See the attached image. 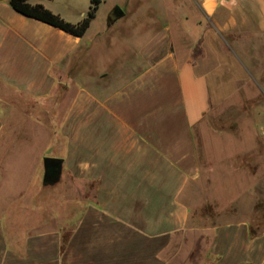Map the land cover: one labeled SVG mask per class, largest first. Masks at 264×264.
Segmentation results:
<instances>
[{
    "label": "crops",
    "instance_id": "1",
    "mask_svg": "<svg viewBox=\"0 0 264 264\" xmlns=\"http://www.w3.org/2000/svg\"><path fill=\"white\" fill-rule=\"evenodd\" d=\"M29 2L72 23L88 11L76 0ZM199 4L208 19L222 7L245 6L264 19V0ZM107 26L86 39L91 26L78 37L0 0V142L44 145L34 163L31 151L22 152L6 188L15 146L0 153L7 161L0 264H169L177 236L191 228L192 187L202 176L196 129L210 109L209 76L180 55L168 26L141 45V65L135 52L98 65L97 52L115 45L109 38L117 27ZM20 126L22 136L11 134ZM49 127L56 130L48 140L35 130L26 134ZM46 157L62 160L71 199L48 200L41 190L32 197L31 176L45 172ZM249 224L216 225L213 260L204 264H264V231L248 238Z\"/></svg>",
    "mask_w": 264,
    "mask_h": 264
},
{
    "label": "rangeland",
    "instance_id": "2",
    "mask_svg": "<svg viewBox=\"0 0 264 264\" xmlns=\"http://www.w3.org/2000/svg\"><path fill=\"white\" fill-rule=\"evenodd\" d=\"M76 3L79 11H89L90 0H76ZM199 5V0H102L86 38H95L108 27L110 15L118 6L126 16L110 21L117 27L109 38L115 45L110 51L101 48L97 52L98 65L104 66L105 62L110 65L115 56L128 57L134 52L136 66L141 65L143 61L138 55L141 45L157 29L168 26L180 55H189L198 69L209 76L210 109L196 129L202 176L191 192L194 218L191 228L174 241L169 264L211 262L216 225L250 220L248 238H257L264 231V19L248 6L234 11L222 7L216 16L208 19ZM73 8L76 9L75 5ZM231 16L235 18L234 24L224 25ZM68 97L64 96V103ZM16 107L20 108L17 104ZM10 130L11 134L21 136L24 132L22 126ZM30 130L45 133L48 140L56 129L29 128L27 136ZM13 146L8 175L2 183L4 188L7 178L19 173L22 152L31 151L33 163L42 152L39 143L29 149L22 143L11 145L1 141L0 153L11 151ZM6 162L0 159L1 174H5ZM43 172L42 169L39 175L31 176L33 198H38V190L48 200L59 196L64 200L72 198L69 176L62 175L59 181L44 188Z\"/></svg>",
    "mask_w": 264,
    "mask_h": 264
},
{
    "label": "trees",
    "instance_id": "3",
    "mask_svg": "<svg viewBox=\"0 0 264 264\" xmlns=\"http://www.w3.org/2000/svg\"><path fill=\"white\" fill-rule=\"evenodd\" d=\"M29 1L30 0H9V3L16 11L26 16L47 22L78 37L85 35L91 25V22L95 19L99 6L102 2V0H90L91 5L86 16H84L80 22L72 23L46 8L42 4L33 5Z\"/></svg>",
    "mask_w": 264,
    "mask_h": 264
},
{
    "label": "water",
    "instance_id": "4",
    "mask_svg": "<svg viewBox=\"0 0 264 264\" xmlns=\"http://www.w3.org/2000/svg\"><path fill=\"white\" fill-rule=\"evenodd\" d=\"M124 11L120 7H115L113 10V14L110 15V21H116L120 17H123ZM109 23L111 24V22ZM44 176L43 182L45 184H53L61 179L62 174V160L54 157H46L44 158Z\"/></svg>",
    "mask_w": 264,
    "mask_h": 264
}]
</instances>
